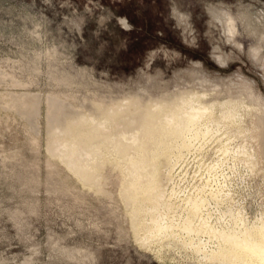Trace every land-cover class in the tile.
<instances>
[{"label": "rangeland", "instance_id": "374dc122", "mask_svg": "<svg viewBox=\"0 0 264 264\" xmlns=\"http://www.w3.org/2000/svg\"><path fill=\"white\" fill-rule=\"evenodd\" d=\"M187 93L258 106L242 126L257 118L264 134V0H0V264H205L178 242L137 241L120 194L122 169L94 158L101 183H84L49 127L54 112L62 120L81 109L160 120ZM10 94H33L38 113L7 107ZM230 127L218 136L230 137L229 147L258 149ZM212 138L175 164L159 157L160 183L171 182L182 205L208 180L207 193L222 185L228 195L219 206L207 194L206 211L240 206L259 217L264 154L252 170L222 155Z\"/></svg>", "mask_w": 264, "mask_h": 264}, {"label": "bare ground", "instance_id": "6f19581e", "mask_svg": "<svg viewBox=\"0 0 264 264\" xmlns=\"http://www.w3.org/2000/svg\"><path fill=\"white\" fill-rule=\"evenodd\" d=\"M218 19L226 21L221 17ZM227 19L232 21L231 18ZM204 97H206L204 93L185 95L180 100V104L171 108L170 111L164 108V118L160 120L156 117L145 118V115L141 117L139 113L140 116L130 112L127 119L123 114L124 119L115 115L92 116L93 114L82 112L83 109L75 112L74 109L77 108H74L72 115H65L62 120H59L57 113L54 112L56 119L51 126L49 124L48 126L54 141L61 147L59 151L63 159L84 183L97 187L101 183L100 175L92 165L94 158L100 159L106 156L122 169L123 186L120 194L130 216L135 239L141 244L163 240H167V245L178 242L182 247L198 255L201 260L203 259L205 264H264V212L252 219L240 206L235 208L228 205L221 211L218 209L219 212L213 216L205 209L206 204H209L206 196L210 195V199H214V202L219 205V202L226 200L228 195L227 191L226 194L224 193L222 185H215V188L208 187L210 191L207 193V186L210 183L206 180L199 189L197 188L196 193L189 192L185 197L182 196L183 198L180 199L182 205H180L176 204L178 194L175 186L168 188L171 182L164 180V183H160L158 178L159 157L170 158L175 164L184 157V152L201 150L205 140L216 135L218 138L222 129L225 127L227 129L231 125L236 130L237 136L242 135L244 138L242 140L249 144L251 141L255 142L258 149L256 150L253 144L248 148L246 143L229 147L230 137L228 136L229 139L223 142L224 139L221 138L225 136H221L218 138L221 145L217 150L224 156L230 154L238 162L241 160L248 162L252 170L263 158L264 151L261 148H264L262 143L264 134L259 119L255 118L249 126H242L243 116L245 114L247 116L252 111L260 112L258 106L249 107V104L236 100L205 102ZM10 98L12 102L7 107L15 109L22 116L31 118L38 113L39 100L33 94L32 96L10 94ZM221 134L226 135V133ZM218 145L216 143L217 147ZM246 162L245 165H247ZM218 166L219 161H216L211 167L209 165L207 172L210 173ZM165 179L167 180L168 177Z\"/></svg>", "mask_w": 264, "mask_h": 264}]
</instances>
